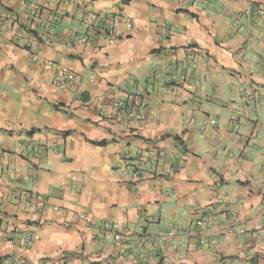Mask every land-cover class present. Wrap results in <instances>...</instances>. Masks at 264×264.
Here are the masks:
<instances>
[{"label": "crops", "instance_id": "obj_1", "mask_svg": "<svg viewBox=\"0 0 264 264\" xmlns=\"http://www.w3.org/2000/svg\"><path fill=\"white\" fill-rule=\"evenodd\" d=\"M0 264H264V0H0Z\"/></svg>", "mask_w": 264, "mask_h": 264}, {"label": "built area", "instance_id": "obj_2", "mask_svg": "<svg viewBox=\"0 0 264 264\" xmlns=\"http://www.w3.org/2000/svg\"><path fill=\"white\" fill-rule=\"evenodd\" d=\"M79 22L87 30L88 34L92 33L95 30H101L104 33L105 38L107 40H110L115 36V33H116L115 19L106 18L103 15H91L88 18H81ZM31 48L32 50H34L36 48V43L32 42ZM63 73L66 74L67 71L63 70ZM69 78L71 79V75H69ZM35 201H36V205L39 207H42L44 205L42 201H39V200H35ZM76 217L80 221L87 220V217L85 216L84 213H78ZM206 223H207V218L203 215L201 217V220H198L196 224L197 226H204ZM223 236L226 239L229 238V234H223ZM113 239L115 241H119L121 239V236H119V234H115L113 236ZM204 243L206 242L203 241V244Z\"/></svg>", "mask_w": 264, "mask_h": 264}, {"label": "trees", "instance_id": "obj_3", "mask_svg": "<svg viewBox=\"0 0 264 264\" xmlns=\"http://www.w3.org/2000/svg\"><path fill=\"white\" fill-rule=\"evenodd\" d=\"M93 144V143H92ZM95 145H103L104 143L103 142H99V143H94Z\"/></svg>", "mask_w": 264, "mask_h": 264}]
</instances>
